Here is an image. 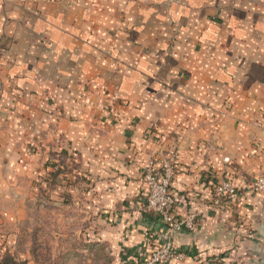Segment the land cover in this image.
I'll return each mask as SVG.
<instances>
[{
    "label": "crops",
    "instance_id": "crops-1",
    "mask_svg": "<svg viewBox=\"0 0 264 264\" xmlns=\"http://www.w3.org/2000/svg\"><path fill=\"white\" fill-rule=\"evenodd\" d=\"M161 149L177 156L174 216L196 215L173 264L264 246V193L247 189L264 173V0H0L5 215L61 160L48 199L67 189L116 263H137L163 228L144 209ZM224 178L241 198L210 213Z\"/></svg>",
    "mask_w": 264,
    "mask_h": 264
},
{
    "label": "rangeland",
    "instance_id": "rangeland-1",
    "mask_svg": "<svg viewBox=\"0 0 264 264\" xmlns=\"http://www.w3.org/2000/svg\"><path fill=\"white\" fill-rule=\"evenodd\" d=\"M54 163L52 172L39 173L26 188V196L18 202L20 209L16 216H7L0 208V261L4 255H9L11 264H117L110 244L94 234L99 224L94 222L85 204L72 203L71 193L55 186L52 187L64 200L66 198V203L48 199L46 179H56L62 172L61 160ZM14 204L10 201L4 207L13 208ZM151 237L146 246L152 247L153 252L134 264H148L157 251L158 235ZM251 250L244 259L239 258L240 262L216 257L206 264H264V246ZM172 260L157 264H173Z\"/></svg>",
    "mask_w": 264,
    "mask_h": 264
},
{
    "label": "built area",
    "instance_id": "built-area-1",
    "mask_svg": "<svg viewBox=\"0 0 264 264\" xmlns=\"http://www.w3.org/2000/svg\"><path fill=\"white\" fill-rule=\"evenodd\" d=\"M176 153L161 149L159 151V168L149 166L145 169L144 178L148 185V194L145 202V211L152 214L159 221L162 231L158 233L157 251L150 258L148 264L167 262L173 258L184 256V253L174 247L172 237L185 230L196 228V215L191 213L182 218L173 214L175 195L172 188L173 178L176 173ZM229 161L228 158L225 159ZM254 192L264 193V173L258 176L247 188ZM241 198V191L234 180L224 178L213 183V199L210 213L220 209L233 210ZM151 234L145 239V244H150Z\"/></svg>",
    "mask_w": 264,
    "mask_h": 264
},
{
    "label": "trees",
    "instance_id": "trees-1",
    "mask_svg": "<svg viewBox=\"0 0 264 264\" xmlns=\"http://www.w3.org/2000/svg\"><path fill=\"white\" fill-rule=\"evenodd\" d=\"M12 257L9 255H4L3 259L0 261V264H11Z\"/></svg>",
    "mask_w": 264,
    "mask_h": 264
}]
</instances>
